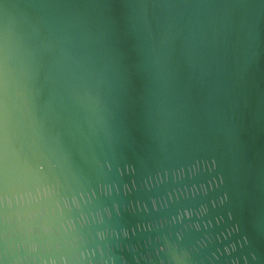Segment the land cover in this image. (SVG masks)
<instances>
[{"label": "water", "instance_id": "obj_1", "mask_svg": "<svg viewBox=\"0 0 264 264\" xmlns=\"http://www.w3.org/2000/svg\"><path fill=\"white\" fill-rule=\"evenodd\" d=\"M0 264H264V0H0Z\"/></svg>", "mask_w": 264, "mask_h": 264}]
</instances>
